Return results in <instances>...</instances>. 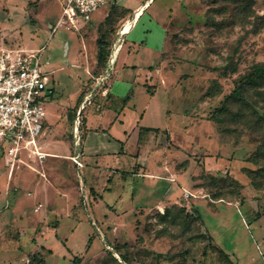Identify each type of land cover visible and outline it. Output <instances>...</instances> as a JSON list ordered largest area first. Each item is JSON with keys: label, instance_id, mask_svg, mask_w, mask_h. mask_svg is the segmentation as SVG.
<instances>
[{"label": "rangeland", "instance_id": "rangeland-1", "mask_svg": "<svg viewBox=\"0 0 264 264\" xmlns=\"http://www.w3.org/2000/svg\"><path fill=\"white\" fill-rule=\"evenodd\" d=\"M65 1L0 0V49L45 48L55 93L41 142L46 153L63 156L61 163L47 156L13 171L0 157V264H264V77L254 74L264 66V0H153L133 25L134 36H140L135 43L144 50H124L119 63L126 58L131 72L153 73L129 90L137 107L131 118L136 121L148 99L158 95L162 123L171 128L153 135L140 128L116 150L110 145L97 152L109 135L87 133V115L102 118L103 110L122 108L126 100L103 97L111 87L94 77L116 66L112 47L148 0H106L119 12L101 61L93 22L52 32ZM124 4L132 6L127 19L121 16ZM74 46L81 60L69 63ZM89 91L94 97L79 119L85 165L80 173L71 156L77 154L75 120ZM146 138L181 151L171 166L164 165L168 175L158 178L175 182L187 176L189 183L181 186L176 204L172 199L161 209L144 206L163 194L157 185L150 197L138 191L146 174ZM114 154L123 157L122 164L95 166L94 156ZM164 181L160 186L167 189ZM42 182L62 186L57 193L65 198L63 206L53 188L46 200L50 210L33 211V189ZM100 200L108 212L99 213Z\"/></svg>", "mask_w": 264, "mask_h": 264}, {"label": "crops", "instance_id": "crops-1", "mask_svg": "<svg viewBox=\"0 0 264 264\" xmlns=\"http://www.w3.org/2000/svg\"><path fill=\"white\" fill-rule=\"evenodd\" d=\"M153 0H148L145 4H143V6L137 11V13L134 14L132 20L134 19L133 22H131L132 20H129L131 23L127 29V32L124 36L123 42H122V46L120 47V49L118 50V52L116 53V46L112 47V51L115 54V56L117 57V62H116V66L114 63H112L113 67V73L111 74V78L109 79V83H110V87L108 89V94H114V100H126V104H123L122 108L119 109H105L103 110V116L102 118L100 116H97L96 113L90 112L87 115L88 121H87V133L89 134H93L95 135L98 139H101L103 135L105 136V133H101L100 130H104V132L108 133V138H106L105 140H100L98 147H96V149L94 151H100L105 149L107 146H113V149L116 150L117 149V145L119 143L125 142L127 139H130V141L133 138H136L138 136V132L140 130V128L142 127H153V128H160L162 131L161 132H165L166 130L170 129L171 127H167L164 126V124L162 123L163 121V111L162 110V105L160 104V101H158V99H161L158 95H153L148 99V104L147 106H145L144 110L139 111V118H136V121H134L131 117L135 114L134 112H131L132 109H137V107L135 106L134 100H135V95L132 94L131 97L129 98V90L133 89L134 86H136L137 84H142V81L147 78V75H149V77L153 76V73L151 71H145L143 70V76L140 72V69L138 70H134L133 72L130 71L129 67L133 66L131 64H129L128 60L125 58L124 60H122L121 63H119L120 61V55L122 54V52L125 50L126 54L130 53V50H132V46H135L136 48L139 47L143 49V46L140 45L139 43H135L137 41V39L140 37H136L134 36V30H133V25L135 22H137V20L139 21L142 16V11L144 9H146L152 2ZM125 8L123 9L124 11H122V18L126 16L130 17L133 15V12H131L132 6L126 5L124 4ZM117 9V8H116ZM116 9H112V8H108V4H106L103 8L99 9L94 16L92 17V19L89 22H93L94 26H95V34L97 37V42L98 43V55H97V60L101 61L102 59V54L101 52L103 51L104 48H107V46L105 47V45H103V42L105 43V41H108L110 38L112 39L111 35H109L108 31L110 29L111 26H113L115 24V19L117 18L118 15V10ZM129 15H128V14ZM144 14V13H143ZM120 16V17H121ZM141 16V17H140ZM140 17V18H139ZM89 22L83 23V25L88 24ZM108 30H107V29ZM59 29V28H58ZM106 29V31H105ZM77 42V41H76ZM78 43V42H77ZM80 43V42H79ZM78 43V46L80 45ZM102 43V44H101ZM77 45V44H76ZM103 48V49H102ZM76 49V51H75ZM78 47L74 46L72 48L71 53V57L68 59V62L70 63L71 61H69L70 59H72V61H78L81 60V57H79V53L77 52ZM101 49V50H100ZM100 50V51H99ZM83 54V53H82ZM49 59V58H48ZM49 61V60H48ZM48 64H50V61L48 62ZM47 64V65H48ZM134 67V66H133ZM77 69H75L76 72ZM136 72V73H135ZM139 75H138V74ZM102 75V74H101ZM99 74V76L94 77V78H98L101 76ZM116 78V79H115ZM110 92V93H109ZM119 93V94H118ZM103 97H105V95L102 94ZM107 96V95H106ZM107 99V98H106ZM133 111V110H132ZM151 113H153V116L151 115ZM106 116L110 117L108 122L106 124H104V126H102L101 122H104L106 119ZM156 116L157 117V122L152 123V121L156 120ZM152 117L154 119H152ZM136 129L138 131H136ZM137 132V133H136ZM155 133V132H154ZM151 135L152 132H150ZM157 134V133H156ZM107 135V134H106ZM103 137V138H104ZM141 151H142V156L141 158L144 160L143 165L144 168H142V170L146 173L144 178H142L143 180H141L142 186L140 185L138 187V191L141 192H147V196L146 197H150L151 193H152V187H156V185L158 186L159 193L161 191H163V194H159L161 195L158 198H153L152 200H146L144 206H146V210H150L151 208H164L166 206H168V204L170 203L169 201H171L173 199V201H171L170 204H176V199L177 197L182 193V187H188V180H187V176H185V178L183 180L180 179V181H167V179H165V177L161 176L160 178H158L160 175H168L166 173H164V169L166 167H164V165L167 164V166H171L170 163L174 162L176 160V158H178L179 154H181L179 151V149L171 146V145H167L165 146L164 144H160L159 142L156 143V141H152V140H147V138L144 140L143 144L141 145ZM49 157H53L55 156L54 159H58V161H54L56 162H60L61 163V159L59 157H63L61 155H57V154H53V153H49L48 155ZM66 158H69L67 156H64ZM122 156H119V154H114V155H96L93 157L94 160V164L95 166H98L100 168H105V166L108 164V160L111 161V164H117L120 165L123 163L122 160ZM224 160H226L225 158H223ZM218 163H222L223 161H219ZM230 163V162H229ZM225 166V165H223ZM223 168V167H222ZM185 174L187 173V171L184 172ZM99 174L101 175V172H99ZM173 176V174H171ZM154 176V177H153ZM90 180V179H89ZM167 181L168 183V188H162L160 185L162 183L165 184V181ZM185 181V182H183ZM163 184V185H164ZM53 188L55 189L54 192V197L56 200H58L57 202L60 203V206H63V202L65 201V198L63 197V195L58 194L57 192L60 191V188H62V186L59 188L56 186V184H52L49 185L47 183H41V185H37L34 187L33 190H36V199H34L32 202L33 204V211L35 212H40L39 210L45 207H47L48 210H50V205L46 202V200H48L49 198L51 199L52 196V191ZM24 196V195H23ZM22 196V198H23ZM32 196H34V194H32ZM19 199V198H18ZM176 200V201H175ZM223 200V199H222ZM219 200V201H222ZM225 201V200H224ZM223 202V201H222ZM119 204H122V202L120 201ZM131 208H135L136 207V202L134 203H130L129 204ZM176 206V205H173ZM58 207V208H59ZM97 207L99 210V213H103L105 211H109L107 204H105L104 202L97 203ZM226 207V205H225ZM48 210H43L48 211ZM213 232V237H214V243H216V238L217 235H214L215 230L212 231ZM221 249H223L221 247ZM224 250V249H223ZM225 251V250H224ZM226 252V251H225ZM228 253V252H226Z\"/></svg>", "mask_w": 264, "mask_h": 264}, {"label": "built area", "instance_id": "built-area-1", "mask_svg": "<svg viewBox=\"0 0 264 264\" xmlns=\"http://www.w3.org/2000/svg\"><path fill=\"white\" fill-rule=\"evenodd\" d=\"M105 4L106 0H66L60 20L51 26L52 32L62 25L78 29V24L89 22ZM44 52V47L0 49V157H4L11 171L20 164L32 166V163L43 162L46 155L41 139L47 122L48 102L54 97L55 87L50 84L51 72L46 69L49 61H44ZM111 71L98 77L97 83L111 86L108 82ZM108 89L106 87L102 94L106 96ZM93 97L92 91L85 95L75 120L73 144L77 154L71 158L80 173L85 165L81 161L79 119L86 102ZM79 182L83 188L81 174ZM88 196L85 194L86 200Z\"/></svg>", "mask_w": 264, "mask_h": 264}, {"label": "trees", "instance_id": "trees-1", "mask_svg": "<svg viewBox=\"0 0 264 264\" xmlns=\"http://www.w3.org/2000/svg\"><path fill=\"white\" fill-rule=\"evenodd\" d=\"M255 75H258V76H261V77H264V66H257L255 68V72H254ZM252 78H255V76H253ZM142 129L146 132H160L161 129L160 128H153V127H142ZM167 212H168V209H167ZM167 214V213H165ZM221 252H223L224 254H226L224 251H222V249H220ZM159 256H162V254H159Z\"/></svg>", "mask_w": 264, "mask_h": 264}, {"label": "bare ground", "instance_id": "bare-ground-1", "mask_svg": "<svg viewBox=\"0 0 264 264\" xmlns=\"http://www.w3.org/2000/svg\"><path fill=\"white\" fill-rule=\"evenodd\" d=\"M143 12V11H142ZM130 23L131 22H127L126 24H125V26L123 27V29L121 30V32H120V37L118 38V40H117V42H116V53L118 52V50L120 49V47L122 46V42H123V39H124V36H125V34H126V32H127V29H128V27H129V25H130ZM132 24V23H131ZM49 155V153H46V155H45V157H47Z\"/></svg>", "mask_w": 264, "mask_h": 264}]
</instances>
